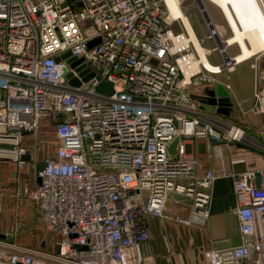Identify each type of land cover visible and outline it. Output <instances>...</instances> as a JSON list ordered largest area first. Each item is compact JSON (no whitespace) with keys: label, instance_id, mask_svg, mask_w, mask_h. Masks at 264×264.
<instances>
[{"label":"built area","instance_id":"2783aa9c","mask_svg":"<svg viewBox=\"0 0 264 264\" xmlns=\"http://www.w3.org/2000/svg\"><path fill=\"white\" fill-rule=\"evenodd\" d=\"M197 7L219 65L208 49L206 66L165 0H0V157L25 168V136L37 139L43 117L58 142L41 183L13 193L32 202L48 238L27 246L2 233L0 264H145L148 221L167 217L173 194L190 201L177 222L208 226L217 175L200 174L189 142H242L245 132L192 99L238 65ZM105 83L112 93L99 91ZM251 112H264L258 90ZM232 178L240 244L205 250L204 264H264V167Z\"/></svg>","mask_w":264,"mask_h":264},{"label":"crops","instance_id":"0c3cea01","mask_svg":"<svg viewBox=\"0 0 264 264\" xmlns=\"http://www.w3.org/2000/svg\"><path fill=\"white\" fill-rule=\"evenodd\" d=\"M226 2L240 30L246 31L244 29L256 27L264 33V13L255 7L253 0H226ZM261 57L255 58L254 56L238 64L225 80L218 77L220 83L230 86L231 101L235 108L231 121L245 132L244 141L198 140L189 142V156L198 158L200 174L212 170L217 175L212 188L211 217L208 226H188L177 223L176 217L189 215L190 201L178 195H170L166 206L167 217L150 218L148 221L151 235L146 252L148 253L146 258V262L149 260L148 264H204L205 250L225 249L240 244L238 219L234 211L236 200L232 175L264 167V151L258 147L264 146V112L258 114L251 112L255 104L256 91L258 90L264 97V72L258 73L261 62L264 63ZM254 64L257 66L254 67ZM7 149L11 148L7 147ZM6 160L11 159L0 157V163L4 164ZM35 160L34 154L30 152L29 158L25 160L28 163L25 168L32 167L38 172V166L42 165L45 160L40 164H37ZM13 185L16 188L19 184L13 183ZM23 185L29 186L28 182ZM32 185L35 186V182ZM0 186L3 189L1 182ZM167 226L171 227V232H167ZM156 231L159 232L158 235ZM2 232L13 234L0 231ZM17 234L13 235L16 241L21 243L18 241Z\"/></svg>","mask_w":264,"mask_h":264},{"label":"rangeland","instance_id":"374dc122","mask_svg":"<svg viewBox=\"0 0 264 264\" xmlns=\"http://www.w3.org/2000/svg\"><path fill=\"white\" fill-rule=\"evenodd\" d=\"M253 2L255 7L261 11L260 7L255 3V0H253ZM178 3L180 9L183 10L180 4L181 0H178ZM202 3L206 6L208 13L217 26L218 31L221 33L222 38L226 39L231 37V33L221 13V10L207 0H202ZM196 5L197 3H195V0H183V6L189 7L186 16L196 37H198V39L202 42L203 47L212 51L210 57L208 58L209 61L219 65L222 63L221 58L218 54V51L215 50V43L207 38L209 32L205 23V19L201 15L200 10L197 7L198 5ZM249 29H252V27L246 28L244 30ZM229 52L233 57L239 54V50L236 46L230 48ZM263 55L264 54L257 57L262 56L261 58L264 59ZM263 64L264 63L261 62V66L259 67L260 70L258 68L259 74L264 72ZM253 66H255V64ZM227 75H231V73H225L223 76H220V78L225 80ZM213 88L214 87H209L206 90ZM206 90H202L201 96L194 92L193 89H190V93L193 95L192 99L199 111L215 113L214 108L210 105V98L206 94ZM228 120L231 121V119ZM49 122L50 120L48 117L42 118L40 135L36 140H31L29 136L25 137L23 145L28 149V153L23 156L24 160L29 158L30 152L34 154V160L36 159L35 161L37 164H40L47 157L53 155L57 145V139L55 136V128L54 126L50 125ZM262 147L264 148V146ZM37 175V170L35 168L27 167L19 170L17 168V164L13 163L11 160H6V163L4 164L0 163V182L4 186L1 190L0 197V231L12 232L13 234L18 233V241L27 246H39L48 237L42 227L41 217L35 210L32 202L27 198L17 200L13 196L15 188L13 183H18L20 186H23V184L28 182L29 186L33 187L34 185L32 184L34 182L35 184L41 183V179ZM170 228L171 227L167 226V232H171ZM2 233H0L1 237ZM158 233L159 232L156 231L157 235ZM49 237H51V235H49ZM148 261L149 260H147L145 264H148Z\"/></svg>","mask_w":264,"mask_h":264},{"label":"bare ground","instance_id":"6f19581e","mask_svg":"<svg viewBox=\"0 0 264 264\" xmlns=\"http://www.w3.org/2000/svg\"><path fill=\"white\" fill-rule=\"evenodd\" d=\"M165 1L167 3L169 10L171 11V14L175 17L182 18L184 26L188 34L190 35V41H192L195 44L198 53L202 58V61L206 63V66H208L207 64L208 57L206 56L208 49L202 46V42L198 39V37H196L190 25V22L186 16L189 7L184 8L181 6L183 9L181 10L178 0H165ZM182 1L183 0H181V2ZM207 1L211 2L213 5H215L217 8L221 10V13L225 21L227 22L229 31L231 33V37L226 39L222 38L223 40L219 41V43H222L220 44V47H218L219 50L224 49L228 51V53H230L229 49L236 46L239 50V54L235 57H232L234 63L236 64H241L253 58L254 56L255 57L259 56L258 54L264 52V35L260 31V29L255 27L246 31L240 30L236 21L233 18V15L228 7L226 0H207ZM195 3L201 6L202 0H195ZM255 3L260 7L261 11L264 13V0H255ZM209 19H212L211 16L209 17ZM233 132L234 133L237 132L239 133V135L240 134L242 135V133L240 131H237V129L234 130Z\"/></svg>","mask_w":264,"mask_h":264},{"label":"water","instance_id":"95a60500","mask_svg":"<svg viewBox=\"0 0 264 264\" xmlns=\"http://www.w3.org/2000/svg\"><path fill=\"white\" fill-rule=\"evenodd\" d=\"M93 46L94 44H91L89 48H92ZM69 57H70V54L68 53L63 56V59H67ZM67 63L70 64L73 68L77 67V71H80L84 67H86V64H82L83 59H76L75 57L67 59ZM87 71H85L84 73H86ZM90 77L91 76L86 77L85 81H87ZM71 84L74 86H79L80 82H78L77 80H72ZM99 91L102 93L103 92L112 93L113 89L110 86V84L105 83L99 89ZM206 94L209 96L210 105L214 108L215 113L217 115H220L227 119H231L234 117L235 108H234V104L231 101L230 92L226 89V87L222 83H217L213 89L206 90ZM177 142L178 140L174 141L169 147V153L171 155H174L176 153ZM43 167L44 165H39L37 168L38 172H40L43 169Z\"/></svg>","mask_w":264,"mask_h":264}]
</instances>
